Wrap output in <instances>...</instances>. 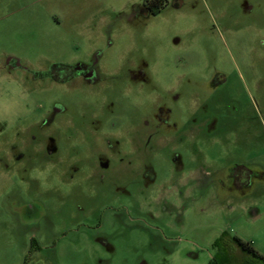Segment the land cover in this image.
I'll use <instances>...</instances> for the list:
<instances>
[{
    "label": "rangeland",
    "instance_id": "1",
    "mask_svg": "<svg viewBox=\"0 0 264 264\" xmlns=\"http://www.w3.org/2000/svg\"><path fill=\"white\" fill-rule=\"evenodd\" d=\"M144 1L0 0V150L61 123L2 163L0 264H209L224 233L264 256V0ZM78 63L92 84L40 75Z\"/></svg>",
    "mask_w": 264,
    "mask_h": 264
},
{
    "label": "flooded vegetation",
    "instance_id": "2",
    "mask_svg": "<svg viewBox=\"0 0 264 264\" xmlns=\"http://www.w3.org/2000/svg\"><path fill=\"white\" fill-rule=\"evenodd\" d=\"M160 3L164 2L163 0H148V3L146 7L150 8L152 6L160 5ZM145 9V7H144ZM79 64V63H78ZM5 65L8 66L11 70L13 69H22L23 71L28 72L25 68H21L16 60H14L11 57H8L6 59ZM42 78H45L52 82L54 86L60 87H66L74 86L75 83L79 84H92L93 78L95 76V69L91 65H75V66H63L59 65L57 67H53L52 69L48 70L47 72H43L40 74ZM37 76V74H35ZM55 114H59L58 108L55 107L53 110ZM61 123L55 122V121H48L44 120L41 123L32 122V121H26L24 123H19L16 125L14 134L16 139H20L24 137L26 141L24 143L22 142H15L14 150L10 152H3L0 150V181H1V169H2V163L3 162H9L10 163V175L13 177V180H16L17 173L16 168L23 167V164L25 166H28L27 163L29 159L27 156H30L27 154V147L32 144V141L34 140V136L32 135V130L34 128H38L39 132L42 135H49L51 133L55 132V129L60 128ZM25 149V150H24ZM3 154V155H2ZM47 155H51V152H48ZM25 162V163H24ZM13 168L14 173L11 172V169ZM12 183V179H11ZM1 186V183H0ZM3 186H1L2 188ZM2 196V194L0 195Z\"/></svg>",
    "mask_w": 264,
    "mask_h": 264
},
{
    "label": "trees",
    "instance_id": "3",
    "mask_svg": "<svg viewBox=\"0 0 264 264\" xmlns=\"http://www.w3.org/2000/svg\"><path fill=\"white\" fill-rule=\"evenodd\" d=\"M148 0L144 1V11L152 15L157 14L163 7L160 5L146 7ZM215 256L209 264H264V256L259 254L252 243L245 242L237 236L220 235L215 243Z\"/></svg>",
    "mask_w": 264,
    "mask_h": 264
}]
</instances>
